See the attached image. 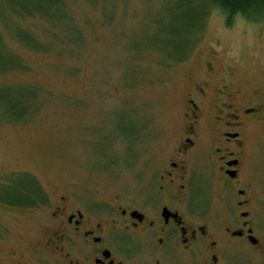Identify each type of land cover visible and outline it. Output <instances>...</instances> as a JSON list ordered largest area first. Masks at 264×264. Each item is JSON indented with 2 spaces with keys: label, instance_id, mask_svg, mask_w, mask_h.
Segmentation results:
<instances>
[{
  "label": "rangeland",
  "instance_id": "obj_1",
  "mask_svg": "<svg viewBox=\"0 0 264 264\" xmlns=\"http://www.w3.org/2000/svg\"><path fill=\"white\" fill-rule=\"evenodd\" d=\"M204 3L197 40L172 61L142 40L152 42L156 20L173 15L169 0H57L54 7L39 0L40 9L30 0H0V106L35 95L20 117L0 107V195L35 181L47 197L23 208L0 201V264H65L55 204L64 196L72 206L114 205L115 195L133 197L134 184L155 177L184 126L185 94L207 78L209 64L208 114L223 77L238 104L260 102L264 15L227 21ZM243 135L242 176L264 219V117L247 120ZM203 139L189 168L221 211L223 190L213 163L201 158L209 151Z\"/></svg>",
  "mask_w": 264,
  "mask_h": 264
},
{
  "label": "flooded vegetation",
  "instance_id": "obj_2",
  "mask_svg": "<svg viewBox=\"0 0 264 264\" xmlns=\"http://www.w3.org/2000/svg\"><path fill=\"white\" fill-rule=\"evenodd\" d=\"M206 74L185 94L184 126L172 154L155 177L134 184L133 197L120 201L117 194L114 205L81 207L61 196L55 204L51 219L58 241L68 246H56L65 264H264V219L242 176L244 127L264 117V91L258 104H238L223 77L208 114L210 64ZM201 139L209 143L201 158L213 163L222 186L221 211L190 172Z\"/></svg>",
  "mask_w": 264,
  "mask_h": 264
},
{
  "label": "trees",
  "instance_id": "obj_3",
  "mask_svg": "<svg viewBox=\"0 0 264 264\" xmlns=\"http://www.w3.org/2000/svg\"><path fill=\"white\" fill-rule=\"evenodd\" d=\"M30 1L32 7L41 8L37 4L39 0ZM56 1L48 0V4L53 7L57 6ZM205 1L218 6L226 14L227 21H230L235 14H240L252 20L264 15V0H169L170 3H173L171 6L172 12L173 6H176L173 15H170V19L166 22L161 19L156 20L157 27L152 32L153 41L146 42L143 37L144 42L141 41V44L143 42L156 47L164 55H167L166 58L172 61L182 60L197 40L198 32L203 28ZM38 48L41 47L38 46ZM28 95L27 102H25L26 97L24 95L23 101L17 96L8 97L7 101L0 107L9 117H20L33 106L35 95L33 93ZM29 184L23 187V181H21L20 185L10 186L8 191L2 192L0 201L7 206L18 208L46 203L47 197L40 190L39 185L35 181Z\"/></svg>",
  "mask_w": 264,
  "mask_h": 264
}]
</instances>
